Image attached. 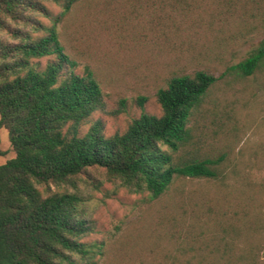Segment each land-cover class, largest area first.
Instances as JSON below:
<instances>
[{
  "label": "trees",
  "instance_id": "16d2710c",
  "mask_svg": "<svg viewBox=\"0 0 264 264\" xmlns=\"http://www.w3.org/2000/svg\"><path fill=\"white\" fill-rule=\"evenodd\" d=\"M83 1L0 0V129L14 152L0 166V264H98L102 244L85 241L94 223L78 187L88 183L90 170L100 169L120 187L149 200L172 194L179 181L219 177L224 156L200 149L202 137L194 127L198 117L214 110L208 107L217 81L211 74L172 76L156 93L160 115L141 113L121 133L107 136L99 121H91L104 109L102 91L89 69L75 72L76 62L57 32L58 23ZM142 1L166 3L161 13L168 33L169 25L177 31L179 5L187 15L195 14L197 27H207V10L223 0ZM224 1L227 14L234 15L264 0ZM49 5L59 11L52 15ZM220 14L211 15V21ZM260 69L264 40L221 76L245 79ZM185 199L177 216L167 208L159 224L176 232L185 229V242L194 228L222 225L221 216L214 215L219 211L204 198L189 193Z\"/></svg>",
  "mask_w": 264,
  "mask_h": 264
},
{
  "label": "rangeland",
  "instance_id": "374dc122",
  "mask_svg": "<svg viewBox=\"0 0 264 264\" xmlns=\"http://www.w3.org/2000/svg\"><path fill=\"white\" fill-rule=\"evenodd\" d=\"M223 1L207 10V27H197L195 14L179 5L177 31L169 25L168 33L161 13L166 3L142 0H86L57 25L75 72L89 69L102 91L104 109L91 121H99L107 136L125 131L141 113L159 116L156 93L172 76L204 71L217 79L208 104L214 110L194 121L200 149L224 156L217 179L179 181L157 200L127 191L100 169L89 171L87 184L78 183L94 223L85 241L102 244L98 264H264V69L245 79L221 76L264 40V1L234 15ZM49 9L52 15L59 11ZM12 158L7 132L0 129V166ZM189 193L218 210L222 225L194 228L185 242V229L177 235L158 217L169 214L167 208L177 216Z\"/></svg>",
  "mask_w": 264,
  "mask_h": 264
}]
</instances>
